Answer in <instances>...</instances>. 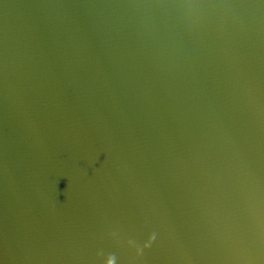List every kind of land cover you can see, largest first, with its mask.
<instances>
[{
  "label": "water",
  "instance_id": "1",
  "mask_svg": "<svg viewBox=\"0 0 264 264\" xmlns=\"http://www.w3.org/2000/svg\"><path fill=\"white\" fill-rule=\"evenodd\" d=\"M0 264H264V0H0Z\"/></svg>",
  "mask_w": 264,
  "mask_h": 264
}]
</instances>
